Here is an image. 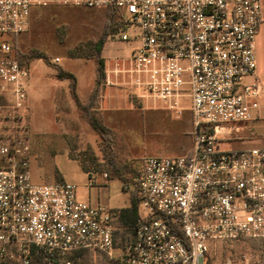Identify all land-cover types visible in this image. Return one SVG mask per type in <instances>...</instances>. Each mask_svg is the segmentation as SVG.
Here are the masks:
<instances>
[{"label": "built area", "instance_id": "built-area-1", "mask_svg": "<svg viewBox=\"0 0 264 264\" xmlns=\"http://www.w3.org/2000/svg\"><path fill=\"white\" fill-rule=\"evenodd\" d=\"M52 6L114 10L123 41L138 28V47L107 70L106 84L123 81L132 100L192 116L191 152L145 157L124 187L137 189L144 214L123 245L113 209L81 200L73 183L32 177L31 74L12 40L34 10ZM261 24V0H0V264H208L217 242L264 240V143L228 147L264 134L260 84L246 81L257 72Z\"/></svg>", "mask_w": 264, "mask_h": 264}, {"label": "rangeland", "instance_id": "rangeland-1", "mask_svg": "<svg viewBox=\"0 0 264 264\" xmlns=\"http://www.w3.org/2000/svg\"><path fill=\"white\" fill-rule=\"evenodd\" d=\"M109 14L105 9L52 6L33 12L28 30L18 36L16 51L20 55L40 53L47 57L30 62L28 101L24 112L25 133L31 143V173L35 183L50 184L65 181L77 186L78 196L85 201L91 195L92 203L110 208L126 207L130 204V193L119 179L105 180L100 187L90 186L79 161L91 164L103 161L102 140L87 121L84 107L92 93L89 88L98 74V59L95 44L107 30ZM115 31L107 38L102 57L107 60V70L126 60L138 47L139 29L131 27L124 33L131 37L121 39L122 33ZM5 37L0 36V41ZM259 60L260 98L264 106V45L257 51ZM26 62V61H22ZM74 74L81 84L80 106L70 91V81L57 78L55 68ZM115 82V81H114ZM113 96L107 92V101H119L107 116L97 117L111 130L117 157L136 171L145 157L185 155L193 144L192 120L188 110L180 118L170 111L164 102L155 98L132 100L123 81L110 86ZM101 96V93H100ZM100 99L97 101L99 105ZM109 105V104H108ZM188 107L187 102L183 103ZM246 144L233 143L228 147H255L264 143V134ZM226 147V146H224ZM83 170V171H82ZM102 176V175H101ZM104 176V175H103ZM144 214V208L140 207ZM255 244V243H254ZM253 242H217L210 247L208 264H264V250L253 247ZM91 264H102V259Z\"/></svg>", "mask_w": 264, "mask_h": 264}, {"label": "trees", "instance_id": "trees-1", "mask_svg": "<svg viewBox=\"0 0 264 264\" xmlns=\"http://www.w3.org/2000/svg\"><path fill=\"white\" fill-rule=\"evenodd\" d=\"M109 14V20L107 24V30L105 31L102 38L95 44L96 55L98 59V74L96 78V85L92 90L88 104L84 107L87 121L91 128L100 136L102 140V154L103 161L97 162L92 161L91 164H85L83 161H79L84 172L89 174V180L93 173L107 174V179L115 180L119 179L123 186L134 185V178L136 176V171L132 169V166L126 162H122L118 159L117 153L114 148V140L112 137L111 130L102 122L100 117H97L94 113L97 101L100 98V93L102 88L106 86V61L102 57L103 48L107 42V38L115 31V26L121 31L123 27V21L120 15L114 10H107ZM17 37L12 40L13 50L16 57L22 62L26 61L24 64L28 65L33 60L43 59L46 63L48 62L47 57L40 53H32L29 55H20L16 51V41ZM57 71V78L60 80L70 81V91L79 104V99L77 96V78L74 74L63 70L60 67L55 68ZM61 182V181H59ZM139 193L136 188L132 189L130 192V206L126 208L113 209L112 211L117 215L115 221L116 225V244L123 245L129 240H132L135 236V224L140 218V208H139ZM253 247L258 250H264V240L252 241ZM255 243V244H254ZM93 258L86 256V264H91Z\"/></svg>", "mask_w": 264, "mask_h": 264}, {"label": "crops", "instance_id": "crops-1", "mask_svg": "<svg viewBox=\"0 0 264 264\" xmlns=\"http://www.w3.org/2000/svg\"><path fill=\"white\" fill-rule=\"evenodd\" d=\"M261 3H262V24H261V27H260V30H259V33H258V35H257V38H256V53H258L257 51L258 50H260V48H261V46L262 45H264V0H261ZM257 56H258V54H257ZM105 61H106V76H107V60L105 59ZM259 60H258V68H257V72H256V74L255 75H253V76H250V77H248L247 79H246V81L247 82H258V80H259V76H258V73H259V71H258V69H259ZM94 87H95V81H94V83L91 85V87L89 88V92H91L93 89H94ZM82 90V88H81V84H80V82H78V85H77V91H78V94H79V96H80V91ZM107 92H108V95L110 96V97H112L113 96V93L114 92H112V90H111V87H110V89L109 90H107V84H106V86L105 87H103L102 88V91H101V96H100V102H99V105H96V107H95V111L96 112H99L100 114H99V116H101L102 118H105L106 116H107V109H113V107L114 106H116V104H119L120 105V103H119V101H117L116 102V104H115V102H113V100H112V102L114 103V106H112V102L111 101H107ZM109 104V105H108ZM190 113V112H189ZM190 115H191V113H190ZM191 117V120H192V116H190ZM191 150H192V145H191V147H190V150L188 151V153L187 154H189L190 152H191ZM83 171V170H82ZM84 172V171H83ZM84 174L85 175H87V177H88V179H89V174L88 173H86V172H84ZM102 175V176H101ZM104 174H100V173H93L92 174V176L95 178V180H96V184H99V185H96L97 187H100L101 186V184H103V182L105 181V180H107V181H109L108 179H107V177H105V176H103ZM61 176H62V178L65 180V181H67V179H66V177L61 173ZM111 181V180H110ZM84 200V199H83ZM85 201L86 202H89V203H91V204H94V203H92L93 201H92V197H91V195H89V196H87V198H85ZM95 205V204H94ZM130 206V204L128 205V206H126V207H129ZM126 207H117V208H111V209H120V208H126ZM110 208V207H109Z\"/></svg>", "mask_w": 264, "mask_h": 264}]
</instances>
